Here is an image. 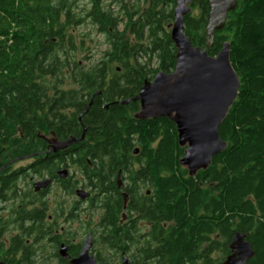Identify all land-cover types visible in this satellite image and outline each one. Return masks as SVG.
I'll return each instance as SVG.
<instances>
[{
    "label": "trees",
    "instance_id": "trees-1",
    "mask_svg": "<svg viewBox=\"0 0 264 264\" xmlns=\"http://www.w3.org/2000/svg\"><path fill=\"white\" fill-rule=\"evenodd\" d=\"M175 3L0 0V240L8 226L18 232L7 248L0 241L5 263L34 264V246L55 233L47 191L34 192L31 178H59L75 165L79 178L69 175L59 189L91 191L86 208L100 222L90 233L109 256L128 254L131 264H222L234 233L243 232L254 251L246 264H264V0H236L212 46L205 40L208 0H192L183 18L184 34L210 56L229 44L239 80L218 128L226 147L194 176L180 164L185 147L171 120L134 117L144 82L174 70L167 25ZM85 24L107 45L88 67L77 57L90 48L75 33ZM83 128L78 143L50 150V140L78 139Z\"/></svg>",
    "mask_w": 264,
    "mask_h": 264
},
{
    "label": "water",
    "instance_id": "water-1",
    "mask_svg": "<svg viewBox=\"0 0 264 264\" xmlns=\"http://www.w3.org/2000/svg\"><path fill=\"white\" fill-rule=\"evenodd\" d=\"M191 1L176 0L173 21L167 25L176 48L174 70L170 73L158 72L151 81H145L133 100H137L140 105L134 116L136 119L165 117L175 124L178 144L185 147L180 164L187 169L189 176H194L197 171L205 170L211 159L226 147L218 128L237 96L239 80L229 60L228 43L216 56H210L206 48L192 45L184 34L183 18L190 12ZM235 5L236 0H208L205 40L209 46L213 44L214 32L224 27L228 13L234 10ZM127 102L125 100L122 103ZM84 133L85 128L78 139L50 140V150L57 153L66 149L82 140ZM134 153H137V149ZM58 175L65 177L66 170L61 169ZM49 183V179L36 181L33 183L34 190L45 188ZM117 185L121 186L119 176ZM75 196L84 201L90 197V193L78 188ZM123 198L125 207L126 193H123ZM91 247L92 236L87 235L78 256L71 259L70 264H102L96 263L90 253ZM228 248L229 254L222 264H246L254 255L243 232L234 233ZM66 251V246L60 245V256L68 258ZM121 264H130V259L124 253Z\"/></svg>",
    "mask_w": 264,
    "mask_h": 264
},
{
    "label": "flooded vegetation",
    "instance_id": "flooded-vegetation-1",
    "mask_svg": "<svg viewBox=\"0 0 264 264\" xmlns=\"http://www.w3.org/2000/svg\"><path fill=\"white\" fill-rule=\"evenodd\" d=\"M81 1H83V0H77V2H81ZM70 168H74L75 172L77 171L75 165H73ZM70 168H62V169L66 170L65 177H60L57 174V176L59 178H48V177L31 178V182H32L31 187L34 190V187H33L34 182L49 179L50 183L47 187L39 189L38 191L34 190V192L38 193V192L46 189L47 192L44 193V196L48 199V201H49V197L53 193V191H52L53 187H56V189H58L62 195H66L65 192H63L61 189H59L58 183L60 180L67 179V177H69L70 174H69L68 170ZM78 188H82V187H79L77 185V187L74 189V193H73L74 195H75V190ZM118 188H121V186ZM121 193H124V191L121 190ZM54 195H57V193H55ZM86 200H84V201H80L78 199L73 200L75 202V205L72 207L70 212H69V209H67L65 207H55V208H53V206L49 207L48 212H47V219L52 221L51 228L52 227L54 228L55 233L53 234V236H52L53 239L51 241L42 240L39 242V244L34 246V250L40 252V255L34 257L35 258L34 264H70V260L78 256L84 241H78L75 238H73L72 235L70 234V232L67 231L68 229H70L69 226H67V225H69L70 222H79V223L84 222L85 223V221H87V220H85V218L83 216H81V214H83L85 212V206H82V205L88 204V202ZM51 204H52V202H51ZM9 210H10L9 207L5 208V210L3 211L4 216L7 215V212H9ZM87 217H89V216L87 215ZM121 217H122L121 219L123 221L126 219L124 213H122ZM91 222H93V226L97 225V223L100 222V216H98L97 212H96V216L92 219ZM62 223H64L66 226H63ZM141 224H145V223H141ZM17 233L18 232L12 226H8L5 228V231L3 232V237L0 240L4 244V247L7 248V246H9L10 238ZM87 235H91V234H87ZM54 241H56L57 243H54ZM93 243H97V242H96V239H93V236H92V247H91L90 253L94 256L96 263L100 262L102 264H110V262L108 260H106V258L109 256L106 257V256L102 255L101 253H99V255L97 257L92 253ZM42 244L45 247L48 245L49 248L48 247L43 248ZM60 245L66 246V248H67L66 252H67L68 258H63L62 256H60V254L58 252ZM77 246L79 247V249L77 250L76 253H73V248L77 247ZM47 249H50L51 251L49 250V252L46 253ZM43 254H47V255H43ZM122 255H123V253H121L119 257H113V258L117 259L118 260L117 263L121 264ZM124 255H126V254L124 253ZM31 260H32V258H31ZM0 263L7 264L1 258H0ZM130 264H131V260H130Z\"/></svg>",
    "mask_w": 264,
    "mask_h": 264
},
{
    "label": "rangeland",
    "instance_id": "rangeland-1",
    "mask_svg": "<svg viewBox=\"0 0 264 264\" xmlns=\"http://www.w3.org/2000/svg\"><path fill=\"white\" fill-rule=\"evenodd\" d=\"M109 2H110V0H102V3L104 5L109 4ZM79 4H80V6L83 7V6H85L86 1L83 0V1L79 2ZM107 7H109L111 9V11L114 14H116L118 6L115 3L112 4V2H111L110 5H108ZM195 12H196V10H191V13H195ZM118 30L119 31L122 30V24L118 25ZM75 33L80 39L84 40L85 49L90 48V51L88 53L82 52L83 55L86 57L85 59L83 57H82L83 59L82 58L79 59L78 57H77V59L80 60V62L86 67L96 63L97 60L101 57V55L107 49V45L104 42V36L102 34L97 33L95 31V29L90 24H85V25H81V26L77 27L75 30ZM152 66H155L154 60L152 61ZM68 171H69L70 175L76 174V177L79 178V175L77 173H75L74 168H70ZM79 187H81V186H79ZM81 189H84L87 192H89L90 196H91V191L89 189H85V188H81ZM52 191H53V193L49 197V201L52 202L53 208L57 207L56 203H60V202L64 201L63 202L64 207L69 209L72 206L73 200H77V197L74 194L72 196L62 195L60 193V191L58 189H56V187H53ZM55 193H57V195H54ZM82 206H85V208L87 207V205H82ZM87 214H90V215L92 214L94 217L96 216L95 212L91 213V211L87 210V208H86L85 212L83 214H81V216H83L85 218V220H87V221H89V217H87ZM62 225L66 226L64 223H62ZM67 226H69V228H70L68 230H69L70 234L72 235V237L78 241H84L87 234H91L90 233L92 231L91 229H93V227H94L93 222H91L90 224L84 223V222H81V223L70 222V224ZM93 239H96V237L93 236ZM100 245H101L100 242L93 243V248L101 250L102 248L100 247ZM42 247L43 248H47V247L49 248L48 245L45 247L43 244H42ZM99 247L101 249H99ZM49 250L50 249H47L46 253H48ZM100 253L106 257L109 256V254L105 253L104 250H101ZM43 255H47V254H43ZM126 256L128 258H130L128 254H126ZM214 258L218 259L219 254L218 253L214 254ZM106 260H108L110 262V264H119V263H117L118 260L113 258L112 256L107 257Z\"/></svg>",
    "mask_w": 264,
    "mask_h": 264
}]
</instances>
